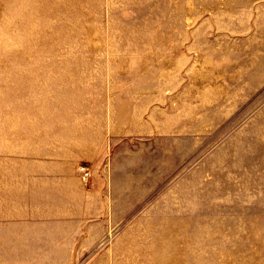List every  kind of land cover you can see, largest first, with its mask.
Segmentation results:
<instances>
[{
	"label": "rangeland",
	"instance_id": "obj_1",
	"mask_svg": "<svg viewBox=\"0 0 264 264\" xmlns=\"http://www.w3.org/2000/svg\"><path fill=\"white\" fill-rule=\"evenodd\" d=\"M0 264H264V0H0Z\"/></svg>",
	"mask_w": 264,
	"mask_h": 264
}]
</instances>
